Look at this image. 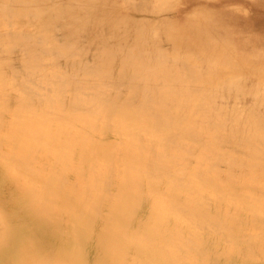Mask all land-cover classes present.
<instances>
[{
	"label": "bare ground",
	"instance_id": "6f19581e",
	"mask_svg": "<svg viewBox=\"0 0 264 264\" xmlns=\"http://www.w3.org/2000/svg\"><path fill=\"white\" fill-rule=\"evenodd\" d=\"M192 1L0 0V264H264V57Z\"/></svg>",
	"mask_w": 264,
	"mask_h": 264
},
{
	"label": "rangeland",
	"instance_id": "374dc122",
	"mask_svg": "<svg viewBox=\"0 0 264 264\" xmlns=\"http://www.w3.org/2000/svg\"><path fill=\"white\" fill-rule=\"evenodd\" d=\"M177 3L183 6V0H177ZM192 3L195 4V6L191 7L186 15L191 21L199 20L201 24H205L203 21H206L209 25L211 24L210 26L207 25L208 28H210L211 37L209 38L215 39L218 35L221 37L223 33L224 36L222 35L221 38L226 37L229 44L238 55L245 56L251 60L259 56L264 57V33H259L257 27L249 21L252 19L254 20L255 15L261 12L260 8L264 7V0H260L257 7L253 5L255 4V0H223L222 2L219 0H193ZM209 9L214 10L207 12ZM258 48L259 50H257ZM240 50L242 51L241 53ZM253 50L255 52L257 50V52L255 53Z\"/></svg>",
	"mask_w": 264,
	"mask_h": 264
}]
</instances>
